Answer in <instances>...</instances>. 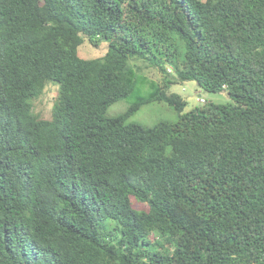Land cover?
<instances>
[{"label":"trees","instance_id":"obj_1","mask_svg":"<svg viewBox=\"0 0 264 264\" xmlns=\"http://www.w3.org/2000/svg\"><path fill=\"white\" fill-rule=\"evenodd\" d=\"M0 264H264V0H0Z\"/></svg>","mask_w":264,"mask_h":264},{"label":"rangeland","instance_id":"obj_2","mask_svg":"<svg viewBox=\"0 0 264 264\" xmlns=\"http://www.w3.org/2000/svg\"><path fill=\"white\" fill-rule=\"evenodd\" d=\"M106 49L107 44L105 42L101 43L99 47H94L90 45L87 40H84L78 47V54L80 57L86 59L95 58L103 55ZM130 65L131 68L134 69L135 73L143 74L148 81L157 83L161 82L162 74L156 67L148 66L145 61L139 59L131 60ZM145 87L147 88L146 85ZM169 91L179 93L187 101L184 111H188L196 106H202L203 104L198 102L201 98H203L206 103H226L232 101L226 92H207L201 89L195 81H184L173 84L170 86ZM56 92V85L51 83L46 85L42 95L34 101L35 112L40 113L43 117H49ZM133 100L134 96H130L114 102L108 107L107 114L117 115L124 112ZM176 118L177 113L171 107L167 106V104L154 102L143 105L137 112L128 117L127 122L140 123L150 126L160 120H176Z\"/></svg>","mask_w":264,"mask_h":264},{"label":"built area","instance_id":"obj_3","mask_svg":"<svg viewBox=\"0 0 264 264\" xmlns=\"http://www.w3.org/2000/svg\"><path fill=\"white\" fill-rule=\"evenodd\" d=\"M199 103H204L205 100L203 98L200 99V101H198Z\"/></svg>","mask_w":264,"mask_h":264}]
</instances>
